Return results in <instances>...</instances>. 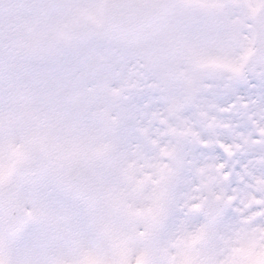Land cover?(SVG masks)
Here are the masks:
<instances>
[{
	"label": "snow or ice",
	"instance_id": "obj_1",
	"mask_svg": "<svg viewBox=\"0 0 264 264\" xmlns=\"http://www.w3.org/2000/svg\"><path fill=\"white\" fill-rule=\"evenodd\" d=\"M0 264H264V0H0Z\"/></svg>",
	"mask_w": 264,
	"mask_h": 264
}]
</instances>
